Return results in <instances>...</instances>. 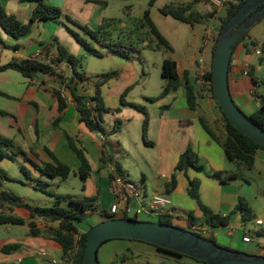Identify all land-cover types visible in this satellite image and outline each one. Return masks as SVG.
<instances>
[{
    "label": "crops",
    "instance_id": "crops-1",
    "mask_svg": "<svg viewBox=\"0 0 264 264\" xmlns=\"http://www.w3.org/2000/svg\"><path fill=\"white\" fill-rule=\"evenodd\" d=\"M96 1L103 2L105 5L89 2V0H44V3L47 6L60 9L62 15L65 18L68 17L72 22L87 27L93 26L96 30L104 20L111 19L106 15L108 0ZM142 1L148 4L150 0ZM190 2L192 0H175L171 5L184 6ZM0 5L8 15L14 16L22 24L29 22L35 7V3L26 0H0ZM199 7L204 8L205 11H199ZM193 10L204 15L208 24L204 33L201 30L196 33L198 39L202 40L201 46L197 43L192 46L189 41L191 34L194 33L195 25H200L202 22L189 25L161 15L159 9H157L158 14L154 10H149L150 20L172 49L169 51L171 57L164 60L175 62L179 78L178 86L175 90L169 89L162 95L163 88L168 85L167 80L162 78L163 88L159 96L132 95L134 87L138 83L139 71L130 58L121 57L124 62L118 60L117 72H119V76L110 80L100 89L105 107L111 110L119 109L118 113L102 116V126L106 133L103 136L90 132L79 122L76 103L67 88L70 86L79 92L92 95L93 82L81 83L67 63L52 64V61L57 57V45L63 47L69 55L79 59L88 60L87 52L77 42L74 44L72 40L62 34L63 32L57 33L52 29L51 26L55 25V22L52 21L35 22L31 26L30 32L17 41L6 35L0 28V66L12 60L33 59L39 63L50 65L54 71V75L40 74L33 79L24 78L13 70L0 71V136L10 140L15 150H21L24 153V155L14 156L13 159L0 158V162L13 164L22 160L24 163L22 166L26 168L28 175V177L25 176L26 184L34 189L35 181L39 180L48 187V182L54 183V180L58 178L49 179L42 176L39 168H43L44 164H53L54 160L68 166L71 170L66 180H58L67 181L71 174L74 177H79V162L68 145V138L73 140L82 149L89 164V176L84 184L82 181L79 184V194L73 196L66 193L54 195L68 196L74 200L94 199V206L101 210L88 211L87 218H93L94 224H98L104 220L105 216H109V208L113 202L109 186V165L117 164L120 172L116 173L137 186L128 171L117 161V158H121L123 162H126V158L130 157L137 159L132 153L135 148L140 155L144 156V163L137 159L139 174L144 182L147 181L148 165L151 173L149 180L153 187L150 197L146 196L145 191L144 198H142L141 190L137 186L140 190V198L135 205L132 204L133 210L144 209V206L148 207L154 197H165L170 204L161 210L159 217H168L172 222L176 221L183 225V227H178L172 223L173 226L181 229L189 227L202 236L213 239L218 238L220 233L228 239L236 237L240 239L242 245H252L249 254L260 255V252L264 251L263 150L256 151L253 168L247 172L241 171V177L234 181L221 184L202 171L189 168L185 172L176 174V186L169 191L170 177L179 156L187 147H190L200 157L203 165L209 171H237L232 168L236 169L235 165L227 159L222 148L207 135L200 123V119L204 120L207 127L217 136L224 134L222 119L211 111L209 102L211 98L202 85L198 66L199 59L203 60L206 70L211 64L213 39L220 24L219 19L224 15V10L211 11L204 0L199 1ZM152 14H154V18ZM260 21L254 24L247 31L245 39L236 45L228 70L230 95L241 111L248 112L247 116L251 115L259 106L257 99L253 96V91H255L253 81L264 80V26L258 24ZM121 26L125 27L126 24ZM196 34L192 35L194 39ZM54 38L57 43L53 41ZM63 40L70 47L72 46L74 53L68 51ZM15 46L17 48L13 49ZM254 48L260 51L259 56L253 53ZM100 54L101 57L104 56L103 51ZM244 65L248 66V76L241 75ZM186 81L195 97L194 110L189 108L187 102ZM129 87L132 89L125 96L122 104L121 95ZM64 89L69 93V100L65 107L59 110L60 102L55 92ZM257 92L260 95L263 90L257 89ZM134 105L142 107L145 115L136 110ZM145 117L147 124L143 133ZM131 121L134 123L131 124ZM115 122H119L117 131L113 130ZM136 122L139 123V126ZM145 142L152 145H147ZM47 151L52 156H49ZM108 156L111 158L110 161H107ZM147 159L151 160L147 162ZM20 167L19 171L22 174ZM1 171L6 175L4 170ZM193 179L199 180L200 183L199 202L214 215L230 216L229 225L214 229L205 224V218L198 203L187 194L188 180ZM1 181L9 182L10 179L7 177L6 180L0 179ZM18 198L21 204H26L24 197ZM238 198H244L252 209L254 218L251 221L253 225L251 231L240 222L238 213L234 212ZM2 211L9 212L7 207ZM10 213L25 221L29 219V212L23 207H13ZM190 216L193 219L192 223L189 220ZM36 222L37 227L41 229L47 225L41 220ZM47 226H56V224ZM0 229V264H71L70 260L69 262L63 260L61 247L53 240L29 236L26 224L2 226ZM78 230L80 233L84 232ZM215 230L218 233H215ZM247 232H251L252 240L248 244L242 242V238L248 234ZM106 243L99 247V264H111L113 261L109 253V247L113 244L109 243H117L116 245H121L124 249L138 248V250H142L147 247L146 249L149 248L150 251L166 255L142 242L115 239ZM9 245H16L17 249L4 253L3 248ZM166 256L175 259V257Z\"/></svg>",
    "mask_w": 264,
    "mask_h": 264
},
{
    "label": "trees",
    "instance_id": "trees-1",
    "mask_svg": "<svg viewBox=\"0 0 264 264\" xmlns=\"http://www.w3.org/2000/svg\"><path fill=\"white\" fill-rule=\"evenodd\" d=\"M26 1L35 3V7L27 24H22L14 16L8 15L0 5V28L6 35H9L15 41H17L21 37L26 36L30 32V28L35 22L54 21L58 20L62 16V12L60 11V9L45 5L44 0ZM155 1L156 0H150L148 6L152 7ZM199 1L201 0H192V2L184 6H164L159 9V12L161 15L170 17L175 21L181 23L189 25L201 23L203 20H205L206 17L193 10V7ZM204 1L207 2L208 0ZM244 1L246 0H229L228 8L224 9V15L219 19L220 24L217 27L216 34L213 39L211 55H213L214 47L221 29L223 28L227 20L243 4ZM89 2L105 5V3L98 2L96 0H89ZM65 19L69 24L80 30L83 36L92 40L101 48L126 59H129L130 54L132 53L139 54V46H142V44L145 43L148 38H150V42L153 40L155 41L156 49H165L166 51H172L170 45L164 40V38L159 34L155 26L152 24L149 18V9L144 11L142 18L132 20L129 26L126 25L125 27L121 26V21L109 19L104 20L96 30H92L87 26H82L76 24L75 22H72L68 17H66ZM66 29L85 52L93 57H101L100 52L94 48V46L91 44V42L88 41V39L81 37L78 33L74 32L69 27H66ZM246 36L247 32L241 38L239 43L243 41ZM53 41L57 43V40L55 38L53 39ZM146 46L149 47V42H146ZM16 48V46L13 47V49ZM57 63H67L71 67L75 77L79 79L81 83L91 81L90 78L86 77L84 74L77 73L76 71V68L82 66L81 59L69 55L65 51V49L59 45H57V57L54 61H52V64ZM5 70L16 71L21 74L22 77L27 79H33L35 76L40 74L54 75V71L50 65L39 63L38 61L33 59L22 61L12 60L7 64L0 66V71ZM210 70L211 64L209 65L203 76L202 85L205 87L221 116L224 127V134L222 136H217L207 127L204 120L200 119V123L207 135L222 148L225 156L235 165L237 171H208L207 176L218 180L221 184H227L228 182L240 178L241 171H250L254 165V156L256 151H264V148L255 144L254 142L243 136L240 132H238V130H236L221 113L212 92ZM160 73L161 77L167 80L168 84L167 87L163 88L162 95H164L169 89L175 90L179 83L175 62L171 60H164L161 65ZM118 76L119 72L117 71H111L95 76L92 81V95L84 94L83 92H79L76 88L67 86L73 100L76 103V109L79 114V122L83 124L85 128L90 132L99 133L102 136L105 135L106 133L102 126V116L105 114H113L119 112V109L111 110L105 107L100 91L102 86L107 84L110 80L116 79ZM253 84L255 88V91H253V96L255 97V99H257L259 106L251 115L246 117L250 122L254 123L257 127L264 130V80L260 82L253 81ZM131 89L132 87L127 88L121 95L120 101L122 104L124 103L125 96ZM257 89H262L263 93L259 95ZM186 91L189 108L191 110H194L195 97L193 95L192 89L188 86L187 81ZM55 95L60 102L59 110H62V108L65 107V103L61 99L60 92L56 91ZM133 107L144 114V110L142 107L135 105ZM146 124L147 119L145 117L143 120V133ZM118 129L119 122H115L113 130L117 131ZM145 143L147 145H152L151 143ZM68 145L79 162L78 174L82 183L84 184L89 176V164L84 156L82 149L79 148L75 144V142L69 138ZM47 153L49 154V156H52L49 151H47ZM18 154L24 155L21 150H15V147L10 140L0 136V158L13 159V157ZM101 159H104L103 156H101ZM110 159L111 158H109L108 156L107 161H110ZM113 166L116 172H120L117 164H114ZM189 168L203 171L205 169V166L203 165L200 157L190 147H187L179 156L174 172L170 177L169 191L176 186V174L185 172ZM20 170L24 176L28 177L26 172L27 170L24 166H21ZM39 172L42 176H45L49 179L58 178L60 180H66L70 175L71 170L68 166L54 160L53 164H44L43 168H39ZM6 178V175L0 170V179L6 180ZM199 184V180H188L187 194L198 203L205 218V224L214 229L219 227H226L227 225H229L230 216L220 217L214 215L208 208H206L199 202ZM45 187H47L45 183L39 180L35 181L34 189H39L42 192H46ZM50 196L54 198V204L52 207H32L27 204H21L20 199L17 196L0 190V227L22 226L26 224L29 229V236L53 240L61 247L63 260H65L66 262H69L70 260L71 264H81L86 233L93 226H89L86 231L80 233L78 228L76 227V224L84 221L87 218L88 211H94L93 206L95 200L85 198L81 200H74L69 198L68 196L54 194H51ZM61 204H66V206L62 207ZM5 207H7L9 211L8 213L2 211ZM13 207L25 208L29 212L28 221L12 215L10 212L12 211ZM234 212L238 213L239 220L243 225L251 222L254 218L252 209L244 198H238ZM115 218L139 221L136 214L132 217H129V215L125 212L120 216H105L103 221ZM37 220H41L47 225L56 224V226L46 225L44 229H41L37 227ZM189 220L191 221L190 223H192L193 219L191 216L189 217ZM156 222L173 226L172 221L168 217L164 216L159 217ZM183 230L189 231L205 238L210 242L216 243L212 237H204L202 236V234L191 230L189 227ZM150 246L161 253L175 257L177 259L187 258L196 264H205L184 255L177 254L170 250L161 249L152 245ZM15 249H17L16 245H9L5 246L2 251L6 253Z\"/></svg>",
    "mask_w": 264,
    "mask_h": 264
},
{
    "label": "rangeland",
    "instance_id": "rangeland-1",
    "mask_svg": "<svg viewBox=\"0 0 264 264\" xmlns=\"http://www.w3.org/2000/svg\"><path fill=\"white\" fill-rule=\"evenodd\" d=\"M175 0H157L155 4L150 7L146 2L140 0H108V5L106 7V11L109 18L121 21V25L126 24L129 26L130 22L134 19H140L143 17L144 11L154 10V12H157V9H160L164 6L171 5L174 3ZM199 11H205L204 8L199 7ZM152 17L154 18V14H152ZM80 20V18H78ZM81 21V20H80ZM52 22H55V25H52L51 28L57 31V33L64 34L67 36L74 44H76L75 39L69 34L66 27H69L74 32L78 33L81 37L86 38L83 36L82 32L78 30L73 25L69 24L65 17L62 15L59 20H54ZM152 22V21H151ZM153 24V22H152ZM264 26V19L258 23ZM207 22L206 20L202 21L200 25H195L194 33L191 34L190 38V45H194V43L202 45V40L198 39L197 32L198 30H201L202 33H204L207 30ZM89 28L93 29V26H88ZM195 39L192 37V35H195ZM88 39V38H86ZM89 42L94 46V48L102 52L104 56L103 57H93L91 55H86L87 59H81V67L76 68L77 73L84 74L86 77L90 78L91 81H93V78L101 73H108L111 71H117V65L119 63L118 60H122L124 62V59H121V57L113 54V53H107L103 48H101L98 44L93 42L92 40L88 39ZM146 42H149V47H147L145 44ZM145 43L142 44V46H139V54L132 53L130 54V59L134 62L136 68L139 71V77L137 78L138 83L135 85L134 90L132 92V95H145L150 97H157L160 95L162 88H163V80L159 73V67L164 59H168L171 57L169 51H166L165 49H156L155 41L150 42V38L146 40ZM64 45L69 49L68 51H71V53H74V50H72V46L70 47L66 41L63 40ZM75 46V45H74ZM211 111L215 115H217L219 118H221L217 108L214 105V102L212 99H209ZM205 109V108H204ZM210 109V108H209ZM244 115H248V112L246 110H242ZM140 116V115H138ZM134 122L131 121V124ZM137 123V122H136ZM139 126V123H137ZM150 151L149 149H147ZM133 155L136 156L137 159L141 160L142 163H144L143 160V154L140 155L138 151H136L135 148H133L132 151ZM137 159H134L133 157L126 158V162H123L121 158H117V161L124 166V168L128 171L130 177H132L133 181L137 183V186L141 190V197L144 198V194L146 191V196L149 198L151 195L152 190V184L150 182V170L147 165V171L146 175L148 176L147 181L142 180V176L139 174V169L137 167ZM151 159H147L146 161H150ZM145 161V162H146ZM24 165L23 161L20 160L18 163H8V162H0V170H4L6 173V176L10 179L9 182L1 181L0 184V190L10 193L12 195L18 196V197H24L26 204L32 207H43L48 208L52 207L54 204V198L50 196L51 194H62L66 193L71 196L79 194V184L81 183V180L79 177H74L72 174L69 177L67 181H60L58 179L54 180V183L48 182L49 186L45 187L46 192H42L39 189H35L36 191H33L34 189L30 188L28 186L27 180L24 175H22L19 171V167ZM234 170H236L234 167H232ZM208 168L206 167L202 173L207 175ZM247 172V171H245ZM248 175V173H246ZM256 188V187H254ZM256 192V190H255ZM255 192L254 195H255ZM48 193V194H47ZM36 205V206H34ZM62 207H65V204H61ZM94 212L101 210L97 206H93ZM148 207L144 206L143 211H141L140 208L134 209L131 213H129V217H132L133 215H137V218L139 221L143 222H156L158 220L157 217L153 215H148ZM93 218H86L84 221L77 223L76 227L82 231H86L89 226H94L97 224H94ZM175 226L183 227L182 224L174 221L172 222ZM252 223L249 222L246 224V228L248 230H252ZM1 230V229H0ZM215 233H218L215 230ZM249 235L251 232H247ZM218 235V238H215L214 241L217 245L220 247H223L228 250L242 252V253H249L250 250H252V245H242L240 239H237L236 237H233L231 239H228L224 237L223 235ZM106 243V242H105ZM107 244V243H106ZM113 244L109 247V253L110 257L113 260L111 263L114 264H196L193 261L183 258V259H172L166 255L158 254L153 251H150L149 248L142 250H138V248L133 249H124L121 247V245H116L117 243H109ZM115 244V245H114ZM109 246V245H108ZM147 246V245H146ZM150 246V245H148ZM260 256H264V251L260 252ZM174 258V257H173Z\"/></svg>",
    "mask_w": 264,
    "mask_h": 264
},
{
    "label": "water",
    "instance_id": "water-1",
    "mask_svg": "<svg viewBox=\"0 0 264 264\" xmlns=\"http://www.w3.org/2000/svg\"><path fill=\"white\" fill-rule=\"evenodd\" d=\"M264 18V0H246L221 29L211 60V87L221 113L243 136L264 148V130L250 122L233 101L228 85L232 53L244 34ZM130 240L170 250L205 264H264V256L232 251L175 226L107 219L88 230L81 264H99V247L109 240Z\"/></svg>",
    "mask_w": 264,
    "mask_h": 264
},
{
    "label": "built area",
    "instance_id": "built-area-1",
    "mask_svg": "<svg viewBox=\"0 0 264 264\" xmlns=\"http://www.w3.org/2000/svg\"><path fill=\"white\" fill-rule=\"evenodd\" d=\"M207 4L211 11H220L228 8L229 0H208ZM253 53L257 56L260 55V51L254 48ZM234 64V62H232ZM199 66V76L203 82V76L206 72V69L203 64V60H198ZM242 76H248V66H243V71L241 72ZM61 99L66 104L69 100V93L64 89L60 91ZM108 175H109V186L112 194V205L109 208L108 214L110 216H117L123 214L124 212L129 214L133 210V205L140 198V190L133 183L126 180L124 177L116 173V170L113 165L108 166ZM133 204V205H132ZM170 204L169 200L165 197H154L149 206H148V215H153L159 217L161 210L166 208ZM134 208H136L134 206ZM143 209L141 208V211ZM243 243H251V237L249 234H245L242 238Z\"/></svg>",
    "mask_w": 264,
    "mask_h": 264
}]
</instances>
